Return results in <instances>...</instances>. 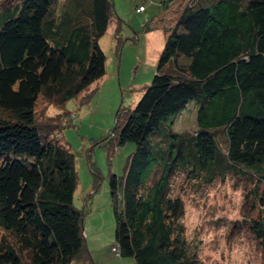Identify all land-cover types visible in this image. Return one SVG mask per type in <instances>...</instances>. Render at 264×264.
I'll return each instance as SVG.
<instances>
[{"label":"trees","instance_id":"16d2710c","mask_svg":"<svg viewBox=\"0 0 264 264\" xmlns=\"http://www.w3.org/2000/svg\"><path fill=\"white\" fill-rule=\"evenodd\" d=\"M112 13L111 0H7L0 9V264L92 263L73 203L74 155L60 136L69 115L38 121L35 108L41 98L68 113L104 75L100 39L120 20ZM163 30L150 84L109 132L114 149L135 145L123 174L109 176L111 249L134 264H197L172 185L232 174L250 185L255 214L245 223L264 264V0H192ZM189 105L196 127L176 131Z\"/></svg>","mask_w":264,"mask_h":264},{"label":"rangeland","instance_id":"374dc122","mask_svg":"<svg viewBox=\"0 0 264 264\" xmlns=\"http://www.w3.org/2000/svg\"><path fill=\"white\" fill-rule=\"evenodd\" d=\"M162 1L166 3L164 6L159 4ZM189 1L111 0L112 14L120 20H113L100 39L106 57L104 75L86 94L65 104L68 113L41 98L37 101L38 121L59 113L69 115V123L60 136L74 155L78 187L73 203L83 211V234L90 264H134L132 258L115 255L116 251L111 249L115 242V222L108 182L111 174H123L135 145L126 143L114 149L109 132L115 127L117 112L120 110L122 114L133 107L155 74L163 49H158L159 15L168 14L167 18L174 19L173 14ZM5 2L0 0V9ZM139 6L144 11H136ZM152 17L156 19L150 22ZM115 26H119L118 36ZM87 94L89 97L84 102ZM195 127V107L189 105L176 117L174 128L181 132L193 131ZM172 189L184 203L186 237L198 249L197 264L262 263L261 247L245 223L255 212L245 199L250 185L242 178L228 174L207 184L188 182L178 176Z\"/></svg>","mask_w":264,"mask_h":264},{"label":"crops","instance_id":"0c3cea01","mask_svg":"<svg viewBox=\"0 0 264 264\" xmlns=\"http://www.w3.org/2000/svg\"><path fill=\"white\" fill-rule=\"evenodd\" d=\"M183 9V8H182ZM181 9V10H182ZM181 10H178V12H176V13H174L173 14V16H174V19H176V17L178 16V14L181 12ZM168 14H161V15H159V23H157V25H156V28H161V29H157V32H158V34H159V36H157V38H158V49L160 48H162L163 47V45H164V43H165V38H166V34L164 33V30H163V28H166V27H169V26H171L172 24H171V21L172 20H174V19H171V17L170 18H167L166 16H167ZM172 16V17H173ZM156 18L155 17H152L150 20H151V22H153L154 20H155ZM171 19V20H170ZM170 22V24L168 25V23ZM162 30V31H161Z\"/></svg>","mask_w":264,"mask_h":264},{"label":"built area","instance_id":"2783aa9c","mask_svg":"<svg viewBox=\"0 0 264 264\" xmlns=\"http://www.w3.org/2000/svg\"><path fill=\"white\" fill-rule=\"evenodd\" d=\"M190 1H192V0H190ZM142 10H143V7L142 6L138 7V9H137V11H142Z\"/></svg>","mask_w":264,"mask_h":264}]
</instances>
